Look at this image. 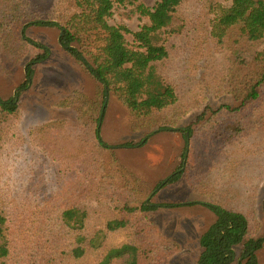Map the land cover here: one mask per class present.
<instances>
[{"label":"trees","instance_id":"obj_1","mask_svg":"<svg viewBox=\"0 0 264 264\" xmlns=\"http://www.w3.org/2000/svg\"><path fill=\"white\" fill-rule=\"evenodd\" d=\"M118 11L147 18L131 44L129 29L109 22ZM32 25L59 28L60 45L98 87L92 98L73 90L53 102L74 111L73 122L17 127L16 96L0 98V264H168L178 256L180 243L150 217L162 184L136 175L101 139L108 91L131 130L148 138L180 130L190 144L162 183L186 178L216 215L197 264H258L264 238L238 182L246 155L264 156V0H54L44 19L30 0H0V46L15 61L34 45L25 38ZM211 96L232 103L212 108ZM193 109L195 120L180 126Z\"/></svg>","mask_w":264,"mask_h":264},{"label":"rangeland","instance_id":"obj_2","mask_svg":"<svg viewBox=\"0 0 264 264\" xmlns=\"http://www.w3.org/2000/svg\"><path fill=\"white\" fill-rule=\"evenodd\" d=\"M30 1L43 19L49 17L54 0ZM138 1L152 7L156 0ZM146 21V17H139L137 14L131 16L127 15V12L120 11L109 19L111 24H123L129 29V32H125V37L130 44L133 41V31L138 30ZM25 38L34 45L31 43L26 45L19 61L12 58L8 49L0 46V98L16 96L20 116L17 127L53 120L73 122L75 112L55 108L53 102L69 95L73 90H80L92 98L98 87L97 81L60 45L59 28L32 25L26 28ZM43 55L45 58L39 59V56ZM30 62H34L31 74L27 70ZM28 80L29 84L24 88ZM222 103H232V101L225 96H211L207 101V105L212 108ZM103 106L104 113L100 123L101 139L107 145L114 147L123 164L136 175L155 185L162 184L151 197V201L158 206V209L150 212V217L162 232L180 243L178 256H174L168 264H197L200 237L210 228L216 215L206 206L204 200L206 201L207 197L195 194L186 178L181 177L172 183L167 181L162 183L173 172L182 168V153L184 147L190 144L185 143L180 130L156 131L149 138L141 132L131 130L128 111L111 91L107 92ZM199 112L200 110L196 109L188 112L181 120L180 126L194 121ZM64 127L68 130H77L76 127L67 124ZM65 139L63 143L69 142L67 138ZM254 144L255 141L251 139L243 145L253 148ZM237 151L242 155L245 150L242 151L240 148ZM258 155L253 154V157L252 154L246 155L248 161L245 175L238 185L244 188L242 190L244 200L251 204V208L246 209H251L253 217L258 221L255 235L264 238V156H261L262 160L257 162ZM220 166L212 167L211 178L214 175L218 176V172L222 173L219 170ZM258 173L260 178L253 179V175ZM250 180L253 187L249 186ZM257 257L258 264H264V245L257 252Z\"/></svg>","mask_w":264,"mask_h":264}]
</instances>
